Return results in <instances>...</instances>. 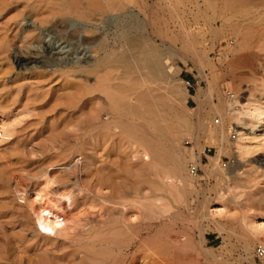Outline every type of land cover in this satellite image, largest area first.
I'll list each match as a JSON object with an SVG mask.
<instances>
[{
    "label": "rangeland",
    "instance_id": "rangeland-1",
    "mask_svg": "<svg viewBox=\"0 0 264 264\" xmlns=\"http://www.w3.org/2000/svg\"><path fill=\"white\" fill-rule=\"evenodd\" d=\"M121 1L126 6L121 5L117 12L109 16L96 17L90 22L74 16L70 18L84 26L85 30L94 32L83 33L81 36L84 40L106 35L105 54H118L123 46L111 39V31L104 21L111 16L124 21L132 14L134 23L143 28L141 33L136 34L137 39L152 42L161 53L167 55L174 68L176 85L188 94H173L174 110L165 116L173 132L181 131L179 148L183 154L194 147L193 139L187 133L193 132L200 120L195 115L199 107L197 93L207 88L196 60L198 51L206 49L218 72L217 86L223 98H229L232 93L230 88L234 87L239 90L243 98L241 101H244L250 96L251 83L264 80V7L259 5L264 0L247 10L251 14L250 19L243 22L250 21L252 34L249 46L242 57L235 59L234 67L230 70L221 64L223 57L220 51L234 41V34L225 31L213 42L210 32L211 26L222 25L220 17L227 15V11L201 13L194 9V0ZM61 3V0H0V47L10 45V57H0V126L4 125L10 130L6 138L0 136V253L4 258L0 264H28V261H36L38 257H52L70 245L73 238H78L75 235L77 225L71 227V236L68 237L39 234L34 215L22 196L25 188L37 182V179L42 181L49 176L56 182L54 188L70 185L79 179L85 188L95 193L99 191L100 194L113 195L125 190L136 194L137 202H142L143 195L153 198L160 194L155 183L149 184L125 173V167L129 164L127 153L131 146L125 143L118 129L115 134H107L105 139L92 142L91 150L82 130L85 117L94 112L99 113L102 121L109 119L108 100L97 89L99 85L116 96L140 85V75L130 69H135L136 63L139 64L140 55L127 65L109 64L96 69L94 73L88 70L93 69L99 56L92 44L87 45L85 52V58L90 63L80 68L64 65L40 67L30 61L28 67H21L16 63V56L20 54L22 58L33 61L45 58L42 57L46 54L45 48L41 49L39 56L34 55L37 53L35 46L41 42L42 34H49L51 30L56 32L53 36L56 42L72 39L70 32L63 33L56 28L55 24L62 13L48 24L41 23L47 15L45 12L58 10ZM33 27L38 29L30 31ZM201 28L204 30L203 38L198 36L199 44L193 46L188 36H197ZM160 29L165 33L167 31V34L159 36ZM33 34H37L34 39L30 37ZM47 55L49 59L60 60L56 51L51 54L47 52ZM85 66L87 69H84ZM205 74H209V69L205 70ZM153 94L163 96V100L167 101L163 90L154 91ZM124 104L136 106L137 101L128 98ZM201 109L203 114L207 111L205 104L201 105ZM184 118L189 124L180 127L178 121ZM227 131L229 139L234 141L232 135L236 136V133L231 125L227 126ZM254 133L258 136L263 134V128L258 126ZM82 144L85 145L82 149L89 151L87 159L92 162L91 166L65 170L64 167L79 158L72 148ZM214 145L210 140L202 142V151L210 159L216 155ZM251 157L253 163L243 168L246 188L235 189L233 183H225L224 180L221 184L207 182L201 169L197 178L191 177L194 180L192 188L188 193L181 194L180 200L168 196L165 201L167 220L161 224L154 222L149 232L143 234V239L163 238L166 245L164 259L168 264H258L254 260V248L260 242L252 241L250 255L243 251L241 243L243 230L240 222L243 214H264V187L256 185L257 177L262 173L264 153ZM189 162L186 163L187 171ZM208 162L203 161V165L207 166ZM232 162L230 156H222L219 161L222 172H227ZM218 196L220 199H216ZM156 200L158 198L153 199V207L160 204ZM97 204L91 205L94 211L99 209ZM214 208L219 210L216 221L206 217L208 210ZM200 245L209 253L202 254Z\"/></svg>",
    "mask_w": 264,
    "mask_h": 264
},
{
    "label": "bare ground",
    "instance_id": "bare-ground-1",
    "mask_svg": "<svg viewBox=\"0 0 264 264\" xmlns=\"http://www.w3.org/2000/svg\"><path fill=\"white\" fill-rule=\"evenodd\" d=\"M194 1V9L201 13L209 10L228 12L227 15L220 17L222 25L211 26L210 32L213 42L225 31L234 34V41L228 44L225 50L220 51L223 57V60H220L221 64H225L226 69L230 70L234 67L235 59L242 57L249 46L252 34L250 21L243 22L244 19H250L251 14L247 10L255 7L261 0ZM61 2L58 10L45 12L47 15L41 23L48 24L62 13L55 24L56 28L63 33L70 32L72 39L62 43L56 42L53 38L56 32L51 30L49 34H42L41 42L36 43L35 46L37 53L34 55L39 56L42 53L41 49L45 48L46 54L42 56L45 58L33 61L22 58L20 54L16 56V63L21 67H28V64L33 62L40 67L64 65L80 68L90 63L85 58V52L87 45L92 44L96 47V54L99 56L93 69L88 70L94 73L97 72L96 69L109 64L127 65L134 60V57L140 55L139 64L135 62V69L126 66L140 75V85L119 96L99 85L97 89L104 93L108 100L109 119L102 121L99 119V113L94 112L85 117L82 130L91 150L97 139L103 140L107 134H115V130L118 129L125 143L131 146L127 153L129 164L125 167V173L131 177L136 176L146 183H155L160 194L154 195L153 198L143 195L142 202H137V195L125 190H119L113 195L100 194L99 191L95 193L85 188L79 179L70 185H60L61 187L57 188H54L55 180L49 176L42 181L37 179V182L25 188L22 196L34 215L39 234L45 237H68L71 236L69 233L71 227L77 225L75 235L78 238H73L71 244L63 248L60 254L38 257L36 261H28V264H168L164 259L166 250L164 239L160 237L155 240L143 239V234L149 232L154 222L161 224L167 220L168 209L165 201L168 196L178 201L181 194L191 190L194 180L186 170L187 161H190L188 166L194 163L203 169L207 182L215 181L221 184L224 180L225 183H233L235 189L247 187H245L243 168L253 163L251 155L264 153V80L251 83L250 96L244 101H241L243 98L239 90L234 87H229L232 92L229 94L230 97L223 98L217 86L218 72L207 56L206 49L202 48L198 51L196 60L200 66L199 72L207 82V88L197 93L199 107L195 115L199 116L200 120L193 132L187 133L193 139L194 147L181 154L179 148L181 131L173 132L165 116L174 110L173 94L182 93L184 96L188 94L186 90L181 91L176 85L174 68L167 55L161 53L152 42L147 43L145 39L139 37L137 39L136 34L141 33L143 28L142 25L134 23L132 14H129L124 21L113 16L107 17L104 21L107 29L111 31V39L123 46L118 54H105L108 42L106 35L103 37L100 35L92 40L82 38L83 33L94 32L85 30L84 26L73 21L70 16L90 22L96 17H105L117 12L121 5L125 7L126 4L121 0L115 2L61 0ZM260 4L264 7V3ZM36 29L38 28L33 27L30 31ZM203 31L201 28L197 36L189 35L190 44L193 46L199 44L198 39L203 38ZM158 32L159 36L167 34V31L165 33L162 29ZM36 36L37 34H33L30 37L34 39ZM9 49L10 45L1 46L0 57H10ZM52 51H56L60 60L48 58L47 52L51 54ZM84 69H87L86 66ZM206 69H209L207 75ZM157 90L164 91L167 101L163 100V96L153 94ZM255 93L258 95L256 96ZM128 98L136 100L137 105L124 104ZM202 104L207 107L204 114L201 109ZM185 110L188 111V108L186 107ZM216 117L219 119L217 120ZM188 124L187 118L178 121L180 127H187ZM228 125H231L236 133L234 141L229 139ZM258 126L263 128V134L259 136L254 133ZM9 133L8 127L0 126L2 138H6ZM205 140L214 142L216 150V155L209 158L207 166L203 165L201 159L204 154L202 142ZM82 147L85 145L72 148L78 153L79 158L64 167L65 170L74 167L78 169L83 165L91 166L92 162L87 159L89 151L86 152ZM225 155L233 159V164L227 172H222L219 161ZM261 165L262 173L257 177L256 185L264 187V164ZM154 198L160 201L159 206L153 207ZM94 203L99 205L96 211L91 206ZM217 211H219L217 208L208 210L206 217L216 221ZM240 226L243 230L242 249L250 255L253 240L264 244V214L244 213ZM200 251L202 254L209 253L203 245H200ZM2 255L3 253H0V260H4Z\"/></svg>",
    "mask_w": 264,
    "mask_h": 264
},
{
    "label": "built area",
    "instance_id": "built-area-1",
    "mask_svg": "<svg viewBox=\"0 0 264 264\" xmlns=\"http://www.w3.org/2000/svg\"><path fill=\"white\" fill-rule=\"evenodd\" d=\"M232 137L234 138L235 135L233 134ZM202 157V163L203 161L208 162L209 157L206 154H203ZM201 169L198 165L191 163L188 166V173L189 175L195 179L198 177ZM254 260L258 264H264V244H257L254 248Z\"/></svg>",
    "mask_w": 264,
    "mask_h": 264
}]
</instances>
